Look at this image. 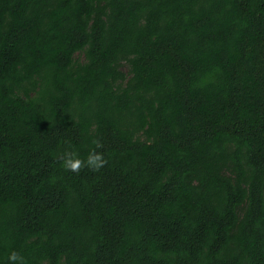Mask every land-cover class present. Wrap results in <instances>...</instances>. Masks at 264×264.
Masks as SVG:
<instances>
[{
  "label": "trees",
  "instance_id": "16d2710c",
  "mask_svg": "<svg viewBox=\"0 0 264 264\" xmlns=\"http://www.w3.org/2000/svg\"><path fill=\"white\" fill-rule=\"evenodd\" d=\"M101 144L106 163L65 169ZM264 264V0H0V264Z\"/></svg>",
  "mask_w": 264,
  "mask_h": 264
},
{
  "label": "clouds",
  "instance_id": "9594fccd",
  "mask_svg": "<svg viewBox=\"0 0 264 264\" xmlns=\"http://www.w3.org/2000/svg\"><path fill=\"white\" fill-rule=\"evenodd\" d=\"M95 148L89 150L87 156L81 159L74 151H65L61 156V163L65 169L71 171H79L81 167H88L93 171H97L104 166L106 160L103 154L96 151L101 147L98 140H93ZM8 264H24V257L16 250H11L7 256Z\"/></svg>",
  "mask_w": 264,
  "mask_h": 264
}]
</instances>
